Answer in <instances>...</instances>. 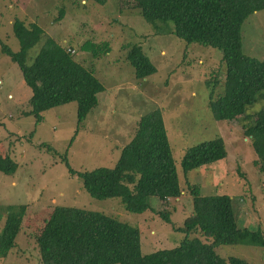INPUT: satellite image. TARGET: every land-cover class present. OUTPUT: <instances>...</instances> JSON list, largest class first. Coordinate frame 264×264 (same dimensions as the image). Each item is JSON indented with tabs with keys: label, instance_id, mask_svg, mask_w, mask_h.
Instances as JSON below:
<instances>
[{
	"label": "rangeland",
	"instance_id": "1",
	"mask_svg": "<svg viewBox=\"0 0 264 264\" xmlns=\"http://www.w3.org/2000/svg\"><path fill=\"white\" fill-rule=\"evenodd\" d=\"M127 1L0 0L2 42L17 50L14 20L27 27L37 23L60 44L74 49V59L93 70L104 85L98 105L80 124L75 100L46 109L36 123L34 116L24 115L30 108L31 89L17 64L0 51V150L16 165L12 174L0 171V231L6 211L26 205L15 245L0 254V264H42L35 233L56 205L98 210L130 222L140 231L143 254L174 247L184 236L177 226L192 212L189 185L193 184L199 185L202 195H229L237 224L264 231V174L254 164L251 140L237 119H216L208 106L212 88L215 97L222 90L221 84L214 85L224 77L221 49L163 34V25L148 22ZM240 33L242 51L264 60V9L250 14ZM86 40L108 41L110 52L93 57L79 49ZM126 44L141 45L156 71L137 78L127 60ZM39 45L28 50V62ZM262 103L258 99L253 108ZM153 108L162 113L181 195L168 204L151 196L150 208L141 212L127 209L119 197H92L70 168L80 172L113 167L140 116ZM215 136L224 139L226 157L184 173L180 161L186 147ZM157 212H169L170 222ZM216 251L225 258L241 256L264 264L263 246L224 244Z\"/></svg>",
	"mask_w": 264,
	"mask_h": 264
},
{
	"label": "trees",
	"instance_id": "2",
	"mask_svg": "<svg viewBox=\"0 0 264 264\" xmlns=\"http://www.w3.org/2000/svg\"><path fill=\"white\" fill-rule=\"evenodd\" d=\"M100 4L104 0H96ZM150 23L165 27L187 43H201L221 49L220 65L224 77L216 80L222 90L209 93L208 106L216 119H237L251 140L256 154L254 164L264 174V60L241 49V24L264 9V0H128ZM64 9L60 8L62 18ZM58 18L57 20H59ZM19 41L17 50L0 40V51L19 67L23 82L31 89L30 108L35 122L43 119L46 109L77 101L78 123L98 104L104 85L93 70L76 61L71 51L50 36L37 23L25 26L20 19L12 25ZM40 42L30 62L28 50ZM127 60L137 78H145L156 66L139 44H126ZM79 49L93 57L110 52L108 41L86 40ZM260 107L254 109L257 100ZM50 150L52 147L50 146ZM226 157L221 136L186 147L180 165L184 173ZM67 160V159H66ZM67 165L70 167L69 162ZM15 162L0 150V171L12 174ZM72 174L82 179L86 191L95 198L119 197L126 208L141 212L150 208L149 198L156 196L168 204L181 195L179 177L172 156L164 120L159 108L150 109L138 120L133 137L122 147L113 167H96ZM192 212L177 229L184 233L171 248L143 254L139 229L128 221L98 210L56 205L35 233L42 264H254L241 256H220L216 247L246 244L264 247V231L237 224L232 198L227 194L202 195L199 185H189ZM26 205L8 209L0 231V254L14 245ZM170 222L169 212H157Z\"/></svg>",
	"mask_w": 264,
	"mask_h": 264
},
{
	"label": "built area",
	"instance_id": "3",
	"mask_svg": "<svg viewBox=\"0 0 264 264\" xmlns=\"http://www.w3.org/2000/svg\"><path fill=\"white\" fill-rule=\"evenodd\" d=\"M67 50H69V51H71V52L74 51V49L70 48V46L67 47Z\"/></svg>",
	"mask_w": 264,
	"mask_h": 264
},
{
	"label": "crops",
	"instance_id": "4",
	"mask_svg": "<svg viewBox=\"0 0 264 264\" xmlns=\"http://www.w3.org/2000/svg\"><path fill=\"white\" fill-rule=\"evenodd\" d=\"M102 91H104V89L102 90ZM101 92V91H100ZM99 102V101H98ZM98 105V104H97Z\"/></svg>",
	"mask_w": 264,
	"mask_h": 264
}]
</instances>
